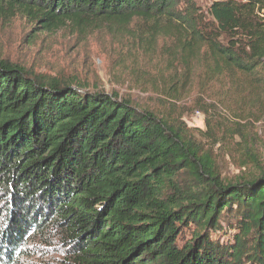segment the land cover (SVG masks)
I'll return each instance as SVG.
<instances>
[{
	"label": "trees",
	"instance_id": "1",
	"mask_svg": "<svg viewBox=\"0 0 264 264\" xmlns=\"http://www.w3.org/2000/svg\"><path fill=\"white\" fill-rule=\"evenodd\" d=\"M2 4L43 29L137 16L141 47L164 38L184 71L220 81L226 138L264 116V0ZM192 131L0 60V264H264V172L226 181Z\"/></svg>",
	"mask_w": 264,
	"mask_h": 264
},
{
	"label": "rangeland",
	"instance_id": "2",
	"mask_svg": "<svg viewBox=\"0 0 264 264\" xmlns=\"http://www.w3.org/2000/svg\"><path fill=\"white\" fill-rule=\"evenodd\" d=\"M194 1L203 10L210 2ZM139 29L143 26L137 16L121 31L105 24L93 27L72 22L43 29L28 16L2 4L0 60L46 79L117 93L163 119L185 122L193 130L200 154L210 156L226 181L264 172V116L241 120V135L226 138L224 130L230 126L233 129L237 121L218 104V96L210 93L220 81L205 82L198 75L202 72L198 64L190 73L184 71L186 67L180 65L164 38H158L152 50L141 47L127 35H135ZM206 109L208 112H204ZM246 116L251 119L254 115Z\"/></svg>",
	"mask_w": 264,
	"mask_h": 264
}]
</instances>
